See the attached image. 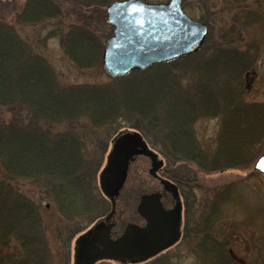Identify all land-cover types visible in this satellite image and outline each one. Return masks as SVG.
I'll return each mask as SVG.
<instances>
[{
	"label": "trees",
	"instance_id": "trees-1",
	"mask_svg": "<svg viewBox=\"0 0 264 264\" xmlns=\"http://www.w3.org/2000/svg\"><path fill=\"white\" fill-rule=\"evenodd\" d=\"M112 1L68 0L77 18H67L64 29L61 17L70 14L54 0H25L13 23L0 20V264H53L40 202L53 204L72 233L108 211L97 174L111 138L122 129L139 132L161 151L162 175L176 184L186 211L195 202L196 180L187 163L204 173L245 169L263 152L264 104L243 99L256 44L240 49L244 31L262 20L233 18L216 42L205 41L197 52L172 62L103 83L68 85L15 27L52 22L44 39L59 33L58 44L71 63L79 69L99 66L103 35H109L104 9ZM232 3L238 5L234 17L243 13L242 1ZM204 118L218 119L208 150L193 132ZM229 187L201 201V216L191 226L185 218L183 238H199L197 264H238L230 253L238 246L234 232L218 225L237 203Z\"/></svg>",
	"mask_w": 264,
	"mask_h": 264
},
{
	"label": "water",
	"instance_id": "water-1",
	"mask_svg": "<svg viewBox=\"0 0 264 264\" xmlns=\"http://www.w3.org/2000/svg\"><path fill=\"white\" fill-rule=\"evenodd\" d=\"M104 22L111 30L102 71L112 79L192 54L207 33L205 24L183 12L181 0H114L105 7ZM141 164L147 165L143 172ZM161 165L138 132L125 129L111 140L98 173L110 211L75 239L72 264L142 261L177 241L181 204L173 184L154 175ZM252 169L264 176V153Z\"/></svg>",
	"mask_w": 264,
	"mask_h": 264
},
{
	"label": "rangeland",
	"instance_id": "rangeland-1",
	"mask_svg": "<svg viewBox=\"0 0 264 264\" xmlns=\"http://www.w3.org/2000/svg\"><path fill=\"white\" fill-rule=\"evenodd\" d=\"M59 2L65 13V18L62 22L63 29L77 16L71 13L77 10L68 5V0H54ZM148 3H163L167 0H143ZM242 1L240 5L242 12H239L236 17L234 12L236 4L232 0H181L183 12L193 20L200 18H209L208 22H202L207 26L205 41L216 42L220 36H223L224 31L229 30L233 18H257L262 20L257 26H252L243 33L244 42L240 44V49L244 50L246 45L254 42L255 46V65L253 70L247 74V88L243 95L246 103L264 104V0H235L236 3ZM25 0H0V20L13 23V18L20 11ZM105 15V9H104ZM247 16V17H246ZM105 20V18H104ZM104 22V21H103ZM105 24V22H104ZM107 26V31L110 35V27ZM19 36L32 49L42 55L49 65L57 74L58 80L62 84H97L107 81L109 78L101 70V64L87 69H79L71 63L64 55L58 44V34L53 38H46L47 32L54 28L53 23H43L33 26H18L15 25ZM100 33L105 32L101 25L97 26ZM210 32V33H209ZM108 35V36H109ZM227 35V34H226ZM102 44L106 40L103 35ZM107 36V37H108ZM105 38V39H104ZM44 39V41H42ZM42 41V42H41ZM41 42V43H40ZM218 128V119L204 118L199 119L193 125V132L202 147L208 149L213 148V140ZM143 141L156 154L157 158L165 165V160L162 157L161 151L158 148L151 147L150 144L143 138ZM264 152V149L261 150ZM108 152V151H107ZM261 152V154L263 153ZM107 156V153H106ZM105 156V159H106ZM104 159V161H105ZM104 163V162H103ZM190 170L195 173V188L193 206L188 208V211L183 208L184 221L191 223L197 218L199 219L202 211L201 201L213 196L212 190L224 188L231 185L228 189L233 192L235 203H231L227 209V218L219 222V228L226 229L228 232H234L231 237L232 242L238 246L230 249L232 258L238 264H264V177L257 171L252 169V165L245 169H227L221 172L204 173L197 169L194 164H186ZM102 169V167H101ZM100 169V170H101ZM99 170V171H100ZM162 175V172H161ZM231 188V189H230ZM22 190L29 195L32 191L31 187L24 186ZM182 201V200H181ZM204 203V202H203ZM40 213L45 228V237L47 239L49 249L52 253L53 264H72L73 263V246L74 239L80 232H74L69 226L64 225L63 219L56 213L53 204L40 202ZM192 220V222H191ZM93 223V222H92ZM90 226V223H82L79 225ZM59 227V229H57ZM84 227V229H86ZM83 229V230H84ZM82 230V231H83ZM60 232V235H59ZM227 237L228 234H226ZM184 240V241H183ZM182 242L174 249L164 253V264H197V248L196 244L199 238L189 236L183 238ZM231 240V239H230ZM99 264H117L111 261L101 262Z\"/></svg>",
	"mask_w": 264,
	"mask_h": 264
},
{
	"label": "flooded vegetation",
	"instance_id": "flooded-vegetation-1",
	"mask_svg": "<svg viewBox=\"0 0 264 264\" xmlns=\"http://www.w3.org/2000/svg\"><path fill=\"white\" fill-rule=\"evenodd\" d=\"M146 146L148 147L150 152L154 153L152 151V149H150L147 144H146ZM157 161H160V160L157 158ZM143 166H147V165H142L141 164V166H140L141 172H143L146 169ZM161 172H162V165L160 167H158L157 169H155V171L153 173L160 181H169L170 183L173 184V186H174V188L176 190V193H177L178 200H179V202L181 204L180 221H179V229H178L179 237H178L177 241H175L173 244H171L170 246L166 247L165 249L161 250L160 252H158L154 256L149 257L147 259H144L142 261H135V262L124 261V262H122V261H118V260H114V259H101V260L96 261L94 264H99L101 262H109V261H111L113 263H117V264H154V263H157V262H159L158 264H162L163 262L165 263V258L163 256V255H165L164 253L170 251L171 249H174L176 246H178L182 242V240H183L184 216H183V204H182V201H181L182 200L181 194H180L179 189L176 186V184L171 182L165 176L161 175ZM168 197H169V195H168ZM163 200H164V198H162V196H161V201L163 202ZM109 211H110V203H109L108 211L103 216H101L100 218L96 219L93 223H91L90 226H88L86 229H84L83 231L78 233L77 236L82 234V233H84L85 231H87L96 221L104 218L109 213Z\"/></svg>",
	"mask_w": 264,
	"mask_h": 264
}]
</instances>
